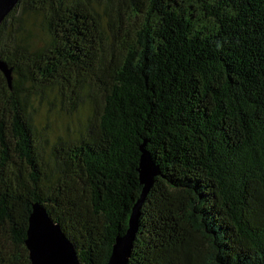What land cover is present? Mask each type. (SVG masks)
Listing matches in <instances>:
<instances>
[{
    "label": "trees",
    "instance_id": "trees-1",
    "mask_svg": "<svg viewBox=\"0 0 264 264\" xmlns=\"http://www.w3.org/2000/svg\"><path fill=\"white\" fill-rule=\"evenodd\" d=\"M0 59V264L30 263L35 203L106 264L143 144L127 264H264V0H19ZM39 106L87 116L50 141Z\"/></svg>",
    "mask_w": 264,
    "mask_h": 264
},
{
    "label": "water",
    "instance_id": "water-1",
    "mask_svg": "<svg viewBox=\"0 0 264 264\" xmlns=\"http://www.w3.org/2000/svg\"><path fill=\"white\" fill-rule=\"evenodd\" d=\"M19 0H0V25L8 14L15 8ZM0 71L12 84V68L0 59ZM141 148L139 166V180L143 184V191L133 206L126 233L118 236L106 264H127L131 256L134 241L139 229L141 207L146 194L154 183V178L160 173L159 167L152 159L150 152ZM26 246L29 251V264H79L76 250L63 232L61 226L54 222L46 209L40 204L33 205L29 216Z\"/></svg>",
    "mask_w": 264,
    "mask_h": 264
},
{
    "label": "rangeland",
    "instance_id": "rangeland-1",
    "mask_svg": "<svg viewBox=\"0 0 264 264\" xmlns=\"http://www.w3.org/2000/svg\"><path fill=\"white\" fill-rule=\"evenodd\" d=\"M86 116L85 111L81 109L72 119L62 118L58 115L57 107H53L51 111H48V106H39L38 113L36 114V123L41 129L44 126L49 128L51 131L49 140L53 141V139H56L59 134L66 135L68 132L67 127L71 129L75 125H79Z\"/></svg>",
    "mask_w": 264,
    "mask_h": 264
}]
</instances>
